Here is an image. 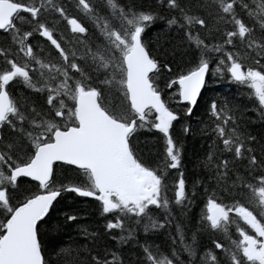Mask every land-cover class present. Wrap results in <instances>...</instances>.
I'll return each mask as SVG.
<instances>
[{"label":"snow or ice","instance_id":"6c2138e0","mask_svg":"<svg viewBox=\"0 0 264 264\" xmlns=\"http://www.w3.org/2000/svg\"><path fill=\"white\" fill-rule=\"evenodd\" d=\"M209 78L247 86L252 106L210 100L212 143L189 185L173 131H194ZM65 194L105 222L83 230L91 245L49 250L78 219H60ZM174 211L195 220L190 238L176 223L178 243H155ZM0 264H264V0H0Z\"/></svg>","mask_w":264,"mask_h":264},{"label":"trees","instance_id":"16d2710c","mask_svg":"<svg viewBox=\"0 0 264 264\" xmlns=\"http://www.w3.org/2000/svg\"><path fill=\"white\" fill-rule=\"evenodd\" d=\"M26 2L31 3L32 0H26ZM65 4H72L73 7L75 5V0H63ZM251 3L252 0H249ZM137 4H143L145 6L153 5L154 0H136ZM22 15H27L26 13H21ZM162 15H167V13L162 12ZM51 19V18H50ZM164 25L163 20L156 21V26L152 28V30L148 33V36L154 37L155 34L160 30V27ZM57 35L63 34L66 39H71V33L67 31L66 22H59L57 24ZM175 36V34H173ZM41 47L45 48L47 51V46L45 44H41ZM16 91L18 92H26L27 90L24 86L16 87ZM247 91V86H240L236 83H233L227 79H213L209 78L208 82L205 85L204 90L202 91V96L199 97V104L195 106L194 113L191 115L190 119H186V123L190 124L194 131L189 132L188 134H184L181 131V124L176 123L173 131V135L178 138L181 142V146L183 149V164L182 170L187 169V176L189 185L191 184V180L195 178V174L202 173L204 170L202 167H195L198 159L202 157H206L208 154V149L210 144L212 143L211 137L213 135L211 127L209 115L206 111L207 104L212 99H218L221 97H228L230 100H234L235 103L239 104L241 107L251 108L252 102L246 95H241V92ZM175 104V102H173ZM178 110H181L183 105H178ZM246 117H250L254 122L255 131H259L260 121L256 117V113L248 111L245 112ZM249 131H253V127L251 125L247 126ZM201 129H204V132H201ZM143 139V137H141ZM198 199H200L198 197ZM95 203L92 199L76 197L75 194H65L64 199L61 200V203L58 205L60 209V219L63 220L62 213L76 214L78 215V219L75 222H67L66 225L61 227L59 233L55 236L45 237V243L49 250L53 248L57 242L62 241V247L71 248L75 250L77 246H82L84 244L91 245V240L86 238L82 232L83 230H87V232H97L98 228L104 224L103 218L97 213ZM201 209L199 207H195L196 218H198V214ZM158 219H162L164 216L163 210H156L154 213ZM173 215L176 216V221L173 222L170 229H166L165 231L168 233L165 236L163 233H148L147 235L153 237L155 239V243L160 244L161 242H165L166 244L171 243L172 239H176L177 243L178 238L175 236L176 232V223H180L183 227L184 233L187 237L190 238L191 233L195 227V220L193 218L185 219L180 216L178 211H174ZM112 218V217H109ZM116 235H127V232L120 233L119 230H114ZM231 232L235 237V227L232 226ZM218 235H222L219 234ZM136 236L138 239H143L145 233L143 232L142 225L137 227ZM159 237V238H156ZM208 236L207 234L201 237V243H207ZM109 243L111 245H115V241L111 240L109 237L105 240L104 237H101L98 243ZM125 249L129 247V245H123ZM59 250V249H57ZM56 257L53 256V259Z\"/></svg>","mask_w":264,"mask_h":264},{"label":"bare ground","instance_id":"6f19581e","mask_svg":"<svg viewBox=\"0 0 264 264\" xmlns=\"http://www.w3.org/2000/svg\"><path fill=\"white\" fill-rule=\"evenodd\" d=\"M103 22V21H102ZM43 44V43H42Z\"/></svg>","mask_w":264,"mask_h":264}]
</instances>
